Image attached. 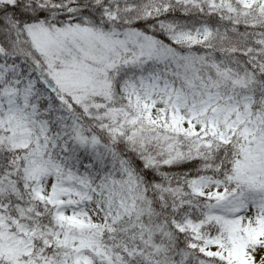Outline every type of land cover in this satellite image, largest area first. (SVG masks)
Wrapping results in <instances>:
<instances>
[{
    "label": "snow or ice",
    "instance_id": "obj_1",
    "mask_svg": "<svg viewBox=\"0 0 264 264\" xmlns=\"http://www.w3.org/2000/svg\"><path fill=\"white\" fill-rule=\"evenodd\" d=\"M0 264H264V0H0Z\"/></svg>",
    "mask_w": 264,
    "mask_h": 264
}]
</instances>
